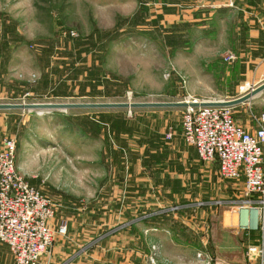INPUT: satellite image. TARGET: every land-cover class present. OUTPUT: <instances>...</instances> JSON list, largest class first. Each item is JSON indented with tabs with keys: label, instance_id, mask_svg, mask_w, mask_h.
I'll list each match as a JSON object with an SVG mask.
<instances>
[{
	"label": "rangeland",
	"instance_id": "1",
	"mask_svg": "<svg viewBox=\"0 0 264 264\" xmlns=\"http://www.w3.org/2000/svg\"><path fill=\"white\" fill-rule=\"evenodd\" d=\"M262 83L263 37L245 28V0H0V104L229 101ZM250 102L251 114L232 110L244 127L264 91ZM182 110L0 111V140H14L18 172L53 206L41 263L147 217L132 233L170 238L173 264H248L259 236L238 226L243 184L197 159Z\"/></svg>",
	"mask_w": 264,
	"mask_h": 264
},
{
	"label": "built area",
	"instance_id": "2",
	"mask_svg": "<svg viewBox=\"0 0 264 264\" xmlns=\"http://www.w3.org/2000/svg\"><path fill=\"white\" fill-rule=\"evenodd\" d=\"M189 102V101H188ZM200 102V101H190ZM233 108H183L181 132L185 143L202 163H215L223 180L242 182L243 199L237 207L241 230L258 234V243L246 252L248 264H264V112L254 114L251 129L236 122ZM168 135L167 138H170ZM0 147V243L14 264H40L53 245L54 210L49 198L22 176L15 163V142ZM253 213V225L242 211ZM66 224L58 233H66Z\"/></svg>",
	"mask_w": 264,
	"mask_h": 264
},
{
	"label": "crops",
	"instance_id": "3",
	"mask_svg": "<svg viewBox=\"0 0 264 264\" xmlns=\"http://www.w3.org/2000/svg\"><path fill=\"white\" fill-rule=\"evenodd\" d=\"M263 3L264 0H245V28H247L249 33L252 35L254 34L255 37L261 35L264 42L263 16L261 13L263 11L261 9ZM250 101L245 102V113L248 111V113L251 114L252 104ZM245 129H251V125L249 126L248 123H245ZM0 142L2 141L0 140ZM141 223H146L147 225V217L142 220L124 221L120 225L115 226L113 230L101 235L98 240H95L94 242L89 241L88 244L84 245V247L77 252L67 254L56 251L58 252L57 254L63 256L62 262L58 264H173L169 259L163 258L162 256V252L168 255V253H166L167 251H165V247H163V245H166L163 243L168 242L169 240L167 239L170 238L161 235L163 238L162 240L159 238L160 236L157 235L153 236L152 234H149L150 236H148L146 234L145 237H141L137 236V234H133L132 232L135 231ZM252 223H254L253 216ZM245 231V236L247 237L250 233H255L253 231ZM145 232H147V230H145ZM245 242L247 245L250 244L249 239ZM92 243L95 244L92 245ZM143 244H145L144 249L142 247ZM153 245H159L157 248H160L161 246L162 249H158L159 252L161 251L160 254L158 251V253H153L151 248ZM167 245L171 246L170 244ZM56 252L54 251V253ZM157 255H161V259H157ZM155 256H157L156 259H153ZM53 260H55V256L53 257ZM41 262L40 264H45L44 262ZM0 264H14L13 257L7 246L1 243Z\"/></svg>",
	"mask_w": 264,
	"mask_h": 264
},
{
	"label": "water",
	"instance_id": "4",
	"mask_svg": "<svg viewBox=\"0 0 264 264\" xmlns=\"http://www.w3.org/2000/svg\"><path fill=\"white\" fill-rule=\"evenodd\" d=\"M264 91V83L252 89L249 93L229 101L215 102H176V103H102V104H0V111H65L68 109H159L192 107H223L233 108L250 101Z\"/></svg>",
	"mask_w": 264,
	"mask_h": 264
},
{
	"label": "bare ground",
	"instance_id": "5",
	"mask_svg": "<svg viewBox=\"0 0 264 264\" xmlns=\"http://www.w3.org/2000/svg\"><path fill=\"white\" fill-rule=\"evenodd\" d=\"M187 102H188V101H187ZM252 216L254 217V220H255V215H254L253 213L250 215V213H246V212L243 210L242 213H241L240 218L242 217V220H245V218L249 219V223H250L251 225H253V223H252Z\"/></svg>",
	"mask_w": 264,
	"mask_h": 264
}]
</instances>
